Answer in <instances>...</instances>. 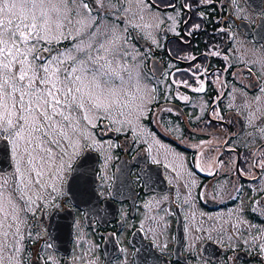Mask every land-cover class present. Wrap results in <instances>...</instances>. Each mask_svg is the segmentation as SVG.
I'll return each instance as SVG.
<instances>
[{"label":"flooded vegetation","instance_id":"af4514ba","mask_svg":"<svg viewBox=\"0 0 264 264\" xmlns=\"http://www.w3.org/2000/svg\"><path fill=\"white\" fill-rule=\"evenodd\" d=\"M95 2V22L101 21L99 15L107 19L108 0L107 4ZM117 2V9L124 11L128 1ZM178 3L187 7L173 12L157 0H144L149 11L159 16L156 43L137 27L128 32L130 41L142 49L143 70L154 94L145 122L159 140L174 149L166 153L181 156L190 178H181L180 169L175 171L168 161L153 162L151 149L138 137L132 141L130 132L125 135L115 129L119 135L109 137L118 150L112 148L115 158L107 192L101 190L106 183L102 156L96 149L84 150L101 156L98 204L92 205L91 197L73 201L67 194L54 206H43L37 222L28 206L22 208L28 212L30 227L36 229L33 233L29 229L22 240L27 255L35 253L27 256L28 264H67L66 260L79 264L80 221L95 237L100 264H264V179H257L261 173L255 168L243 176L236 172L238 165L249 167L254 154L264 151L259 131L264 128V72H260L264 69V0ZM127 20L122 12L120 24ZM197 68L200 74L193 78L191 73ZM184 81L192 87H185ZM201 86L203 91L192 90ZM209 159L217 163L209 166ZM221 160L223 167L218 163ZM121 164L130 181L115 192ZM154 199L156 207L152 206ZM105 202L112 208L107 214L100 211ZM160 213L168 214L170 225L166 232H153L151 221L159 220ZM69 225L70 247L60 250ZM167 232L173 243L161 249L156 236L162 238Z\"/></svg>","mask_w":264,"mask_h":264},{"label":"snow or ice","instance_id":"6c2138e0","mask_svg":"<svg viewBox=\"0 0 264 264\" xmlns=\"http://www.w3.org/2000/svg\"><path fill=\"white\" fill-rule=\"evenodd\" d=\"M157 3L173 12L187 7L178 0H157ZM68 5L69 0H59V3L0 0V140L10 146V155L15 159L14 177L18 181L14 180L12 192L18 193L16 199L26 205L36 203L31 197L26 198V191L45 189V176L54 178L50 185L52 192H63L66 174L72 170L71 161L86 146L81 143L85 139L84 127H95L101 120L124 123L113 119L117 114L125 115L122 110L125 75L131 76L120 62L125 53L114 47L117 40L124 38L113 28L110 40L93 43L96 37L93 31L86 40L77 41L71 50L53 49V43L64 37V21L71 23ZM82 8L87 11L89 5L82 3ZM199 74V68L191 73L193 78ZM182 83L192 87L186 81ZM192 90L203 91V87ZM146 110V105L139 108L136 118L141 119ZM259 131L264 137V128ZM214 163H217L214 159L207 160L209 166ZM218 163L223 167L224 161ZM250 168L260 171L258 180L264 179V151L254 154L249 167L238 165L236 172L243 176L250 174ZM7 183L0 184V211H3L6 192L12 204V192L5 187ZM21 223L14 205L0 220V264H5L3 253L9 248L7 237L11 235L16 242L23 239ZM13 227L15 231L10 232ZM205 234L213 239L210 233ZM159 247L163 249L167 245ZM11 250L20 251L16 243H11ZM7 260L12 264L13 257ZM15 264L21 262L16 260Z\"/></svg>","mask_w":264,"mask_h":264},{"label":"rangeland","instance_id":"374dc122","mask_svg":"<svg viewBox=\"0 0 264 264\" xmlns=\"http://www.w3.org/2000/svg\"><path fill=\"white\" fill-rule=\"evenodd\" d=\"M113 1V2H112ZM128 5L124 11L117 9V0H108L109 9L105 10L104 13L109 11L107 19H104L102 16L99 15L100 22H95V17L92 15V9L89 6V10H84L82 8L83 0H69L68 5V13L69 18L71 19V23H68L67 20L64 21V37L59 39L58 42H54L52 45L53 49H58L60 51H67L74 48V45L77 41L82 39H87V36L90 32H95L96 37L93 43H99L103 40H110L112 38L111 30L114 28L116 34L123 37L124 39L117 40L114 47L119 48L125 54L121 59V63L124 64L126 68L129 69L131 72V76L129 77L127 74L125 75L126 84H125V95L122 97L123 100V112L125 113L124 116L115 115L113 117L114 120L117 121H124V123H115L112 125L114 129L122 134H127L128 132H134L140 143L147 145L151 149V155L153 162L157 161H165L168 164L173 166L175 171L179 170V174L181 178L188 180L190 178V172L187 169L186 164H184L183 159L177 153L175 154H168L166 152L171 151L170 153L174 152V149L169 146L167 143L159 140L156 137V133L151 131L148 128L146 121V116L149 108L153 104V90L151 85V80L147 77L146 73L143 70V60L140 50H142L136 43L130 41V36L128 29H132L133 27L139 28L147 37H149L150 41L153 43L154 41L159 40L156 36L157 28H158V14L153 10L149 11L150 9L143 4L144 0H127ZM55 3H59V0H54ZM103 4H107V0H101ZM113 3V7L112 4ZM88 4V3H87ZM89 5V4H88ZM111 8V9H110ZM114 11V12H112ZM79 12V15L76 13ZM123 12V15L127 17V22L125 24H120L119 18L120 14ZM112 16V20L110 17ZM55 15L53 17V21L55 22ZM156 39V40H155ZM242 45V44H241ZM55 54V53H53ZM255 67V66H254ZM145 68V67H144ZM256 69H259L255 67ZM260 72H264L262 68ZM146 105L147 110L144 111L143 117L141 119H137V110L142 106ZM191 109H189L190 112ZM99 121L96 123L95 127H84L83 132L85 139L81 141L83 145V149L80 151L79 155L74 157L71 161V169L73 170V166L78 162V159L83 155V150H86L87 147L91 149H96L99 151L100 155L102 156L103 163H102V171L104 177L106 179V183L101 186V190L103 192L108 191V182L110 181V168L111 163L114 160L113 150H118V146L114 145L109 137V132L104 130L99 124ZM168 126L172 127L168 120H166ZM153 130V129H152ZM103 134V135H102ZM139 143V144H140ZM12 157V156H11ZM14 162V170L11 174H0V184L4 181H7L8 192H12V187L14 184V180L18 181L17 177H14L15 173V159L12 157ZM168 161V162H167ZM72 170L66 174L65 182L63 185V192L62 193H54L51 191L50 185L54 182V178H50L48 176L44 177L43 182L45 183V189H41L36 191L34 189H28L25 193L26 198L31 197V199L36 200L35 205L28 204L26 205L23 200L16 199L18 193L12 192L13 200L12 204H9L7 195L5 193V197L2 200V208L3 211H0V220L4 218V215L10 213L12 211L13 205L15 206L16 211L20 217L22 223L20 224V234L22 235L23 239L26 237L30 231L32 233L36 230L35 228L32 229L29 225L28 219V212L33 215L38 221L40 217V211L42 210L43 206H54L55 201H58L62 196H66L67 193V184L68 178L71 174ZM180 178V177H179ZM180 178V179H181ZM182 180V179H181ZM188 186V183L186 182ZM193 187V185H191ZM191 187L188 186V197L191 199ZM37 196L40 198L37 199ZM28 206L29 211L25 213L24 207ZM152 206L156 207L155 199L152 202ZM23 208V209H22ZM22 209V210H21ZM140 224H142V220H138ZM36 224V223H35ZM40 223H38L39 226ZM170 225V220L168 218V214L160 213V218L152 220L150 229L151 231H167ZM30 229V231H29ZM78 237L83 244L82 253L77 256V260L79 264H100L101 258L99 257L98 248L95 242V237L90 233H87L84 228L82 227V222L80 221L78 224ZM10 232L15 231V227L9 230ZM42 232V231H41ZM2 239V237H0ZM22 239V240H23ZM22 240L16 242L14 241L13 237L9 235L7 237V242L9 243V248L4 251L3 255L5 257V264H9L7 257L12 256V264H15L16 260H19L21 264H28L26 259L27 256L33 257L35 255L34 252L27 255L28 250L24 248ZM123 243L124 245V239ZM156 240L159 245H163V242L167 244V246L173 243V236L167 232L164 237H160L159 235L156 236ZM11 243H16V247L20 249L18 253H15L11 250Z\"/></svg>","mask_w":264,"mask_h":264},{"label":"water","instance_id":"95a60500","mask_svg":"<svg viewBox=\"0 0 264 264\" xmlns=\"http://www.w3.org/2000/svg\"><path fill=\"white\" fill-rule=\"evenodd\" d=\"M87 1L91 2V0ZM93 8L96 9L94 2ZM97 164L98 161L94 155L87 153L75 165L67 184V193L73 198V200H75L77 197L81 198L85 195L93 196L95 194ZM12 169L13 165L11 162L9 145H6L5 142L0 143V173L6 174Z\"/></svg>","mask_w":264,"mask_h":264}]
</instances>
